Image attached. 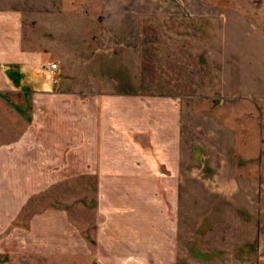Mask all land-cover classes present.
Listing matches in <instances>:
<instances>
[{
    "label": "rangeland",
    "instance_id": "1",
    "mask_svg": "<svg viewBox=\"0 0 264 264\" xmlns=\"http://www.w3.org/2000/svg\"><path fill=\"white\" fill-rule=\"evenodd\" d=\"M0 9L20 12L25 45L81 91L178 98L192 248L230 244L241 263L264 264V0H0ZM92 195L68 183L29 211L66 206L90 236Z\"/></svg>",
    "mask_w": 264,
    "mask_h": 264
},
{
    "label": "crops",
    "instance_id": "2",
    "mask_svg": "<svg viewBox=\"0 0 264 264\" xmlns=\"http://www.w3.org/2000/svg\"><path fill=\"white\" fill-rule=\"evenodd\" d=\"M22 26L18 10L0 9V258L248 264L230 244L191 246L178 98L81 91L44 70L47 55L25 45ZM81 182L92 185L90 236L66 206L29 211Z\"/></svg>",
    "mask_w": 264,
    "mask_h": 264
},
{
    "label": "built area",
    "instance_id": "3",
    "mask_svg": "<svg viewBox=\"0 0 264 264\" xmlns=\"http://www.w3.org/2000/svg\"><path fill=\"white\" fill-rule=\"evenodd\" d=\"M44 70L51 75H55L59 70V64L57 62L44 65Z\"/></svg>",
    "mask_w": 264,
    "mask_h": 264
}]
</instances>
